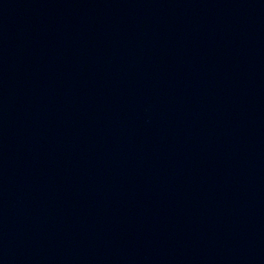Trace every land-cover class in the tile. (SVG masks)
Returning <instances> with one entry per match:
<instances>
[{
    "label": "water",
    "instance_id": "obj_1",
    "mask_svg": "<svg viewBox=\"0 0 264 264\" xmlns=\"http://www.w3.org/2000/svg\"><path fill=\"white\" fill-rule=\"evenodd\" d=\"M0 264H264V0H0Z\"/></svg>",
    "mask_w": 264,
    "mask_h": 264
}]
</instances>
